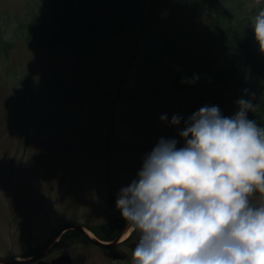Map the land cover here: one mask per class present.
<instances>
[{
	"label": "rangeland",
	"instance_id": "rangeland-1",
	"mask_svg": "<svg viewBox=\"0 0 264 264\" xmlns=\"http://www.w3.org/2000/svg\"><path fill=\"white\" fill-rule=\"evenodd\" d=\"M25 1L0 0L1 29L7 15L23 18ZM170 6L168 12L183 13ZM170 23L166 29L140 21L80 55L27 46L20 38L6 57L0 55V257L36 254L65 224L99 226L120 219L127 225L116 207L118 193L137 179L144 157L161 138L175 139L178 149L184 146L179 132L190 113L186 98L193 95L187 90L171 98L162 92L153 98L140 94L155 79L153 74L147 78L142 56L153 50L162 31L171 41L185 43V28L192 32L187 42L191 64L185 68L196 73L211 54L205 21ZM4 35L10 38L11 32ZM210 89L221 95L216 100L220 111L231 112L221 89ZM33 91L36 99L29 96ZM174 115L181 117L179 125L171 124ZM28 129L33 131L26 143L21 131ZM252 202L259 204L261 194ZM138 236L117 244L113 249L126 258L113 260L81 232H68L44 259L68 253L74 264H132Z\"/></svg>",
	"mask_w": 264,
	"mask_h": 264
},
{
	"label": "clouds",
	"instance_id": "clouds-1",
	"mask_svg": "<svg viewBox=\"0 0 264 264\" xmlns=\"http://www.w3.org/2000/svg\"><path fill=\"white\" fill-rule=\"evenodd\" d=\"M251 28L264 53V9ZM236 104L231 117L218 106L192 113L184 146L161 138L118 193L127 229L139 233L132 264H264V127L248 119L251 100Z\"/></svg>",
	"mask_w": 264,
	"mask_h": 264
},
{
	"label": "trees",
	"instance_id": "trees-1",
	"mask_svg": "<svg viewBox=\"0 0 264 264\" xmlns=\"http://www.w3.org/2000/svg\"><path fill=\"white\" fill-rule=\"evenodd\" d=\"M24 3L34 7L28 9L24 4L23 18L7 15L4 28H0V55L3 57L16 47L19 38L27 46L80 55L129 32L140 21L157 23L166 29L174 19L180 26L190 18L205 21L204 38L211 54L198 65L196 73L185 68L191 64L187 42L190 45L192 32L185 28V43H175L167 30L162 31L155 39L153 50L142 56L147 78L153 74L155 79L147 81L145 87L140 88V94L153 98L162 92L171 98L187 90L193 94L186 98L190 116L205 105L216 106L221 95L209 92L213 91L211 86L219 87L224 94L222 101L231 102L233 106L231 112L222 111V115L235 114L237 100H251L254 109L248 112V119L264 127V53L251 28L253 17L264 9V0L259 4L256 0H27ZM170 5L182 9L183 13L168 12V8L172 9ZM7 30L11 32L10 38L4 35ZM26 84H20L24 91L28 88L24 87ZM37 88L43 90V87ZM29 96L37 98L35 91L29 92ZM32 131H21L27 134L24 142L27 143ZM119 220L88 227L103 240L113 239L124 224ZM74 231L77 232L68 230L64 235Z\"/></svg>",
	"mask_w": 264,
	"mask_h": 264
},
{
	"label": "water",
	"instance_id": "water-1",
	"mask_svg": "<svg viewBox=\"0 0 264 264\" xmlns=\"http://www.w3.org/2000/svg\"><path fill=\"white\" fill-rule=\"evenodd\" d=\"M67 229H75V230H78V231L84 233L89 238L90 241H92L93 243H95L98 246L105 247V248H112L115 245H117V243L120 242L119 239L121 238L122 233L125 231V229H127V227H124L123 230L121 231V233L114 240L103 241V240L98 239L97 237L90 236L87 233V231L85 230V228L80 224H65L62 227H59L55 231V233L53 234L50 241L45 245V249L43 251H41L40 253L35 254L33 256H30V257H26V258L0 257V264H3V263H10V264L28 263V262H33L35 260H36V264H48V261H44L43 259H40L41 256L43 254H45V250L47 248V245L49 243H52L54 241V239L56 238V236H58L60 233L64 232ZM137 240L134 243V248H135ZM109 255L113 259H122L125 257V254H123L117 250H111L109 252ZM49 262H50V264H74L71 256L68 253H62V254L52 258Z\"/></svg>",
	"mask_w": 264,
	"mask_h": 264
},
{
	"label": "bare ground",
	"instance_id": "bare-ground-1",
	"mask_svg": "<svg viewBox=\"0 0 264 264\" xmlns=\"http://www.w3.org/2000/svg\"><path fill=\"white\" fill-rule=\"evenodd\" d=\"M130 230H131V229H129L128 231H126V232L123 234L122 238L126 237V236L128 235V233H129ZM86 231L88 232V234H89L90 236H93V233H92L90 230H86Z\"/></svg>",
	"mask_w": 264,
	"mask_h": 264
},
{
	"label": "flooded vegetation",
	"instance_id": "flooded-vegetation-1",
	"mask_svg": "<svg viewBox=\"0 0 264 264\" xmlns=\"http://www.w3.org/2000/svg\"><path fill=\"white\" fill-rule=\"evenodd\" d=\"M105 251L108 253V250L105 249Z\"/></svg>",
	"mask_w": 264,
	"mask_h": 264
}]
</instances>
